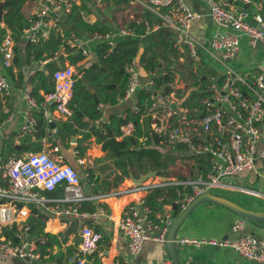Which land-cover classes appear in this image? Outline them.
I'll list each match as a JSON object with an SVG mask.
<instances>
[{"label": "built area", "instance_id": "obj_1", "mask_svg": "<svg viewBox=\"0 0 264 264\" xmlns=\"http://www.w3.org/2000/svg\"><path fill=\"white\" fill-rule=\"evenodd\" d=\"M78 1L44 0L24 29L26 40L37 44L47 39L51 30L58 27V18L53 15L54 11L68 14ZM137 1L141 4L146 1L148 6L157 8L153 13L161 22L156 24V28L162 25L173 28V43L181 63L187 65L191 60L206 58L216 72L208 78L206 94L196 98L193 97L197 94L196 89L189 87L186 79L177 73L174 80L167 84L169 90L165 89L166 86H160L158 90L153 89L150 92L151 105L146 116L149 117L151 130L164 143H188L193 153L209 156L211 165L204 173L161 176L133 183L124 190L123 194H143L138 200L141 211L136 205H129L116 220L117 228L127 239V249L132 255L139 254L148 241L165 242L167 229L176 215L173 203L179 208V213L197 196L224 186L226 178L254 168L260 137L258 124L264 118V71L252 77L239 73L224 62L232 60L242 36H246L252 45L257 42L264 43V14L260 3L252 2L255 10L249 12L236 3H251V0H203L213 29L206 42L202 43L190 33L192 25L198 21L200 15L193 12L185 0ZM163 7H169V11H162L160 8ZM2 25L0 22V27ZM117 35L130 37L134 35V31L128 26H121ZM96 36L105 39L110 47L114 46L110 33H97ZM13 46L14 41L10 34L0 37V54L4 68L12 65ZM74 52L85 61L95 55L88 41L71 33L51 58L38 63L54 61L61 55L67 56ZM218 53H221V57ZM216 63H221L222 67L218 68ZM33 72L34 69L31 74ZM124 72L126 86L119 101H130L131 110L136 112L137 92L143 88L151 89L152 75L146 72L148 80L142 82L137 58L124 65ZM75 75L74 67L69 63L60 65L51 74L53 89L44 96V102H53L55 111L61 116L70 117L72 114L69 105L73 97ZM10 88L11 83L0 71V93L7 94ZM192 91L195 94L192 95ZM23 96L29 110L36 107L37 100L32 95L29 81L24 84ZM121 117L125 120L126 113ZM36 126L37 120L29 111L19 133H30L36 130ZM133 130L132 120H127L120 126L122 136L132 134ZM54 138V133L47 132L44 140ZM49 148L28 153L23 157H9L0 164V260L20 258L25 264H39L41 253L37 251L36 243L28 232L29 226L24 224L25 220H20L22 205L35 203L56 216L79 219L82 224L81 241L71 261L72 264H92L86 261V255L97 247L102 234L84 223L85 220H95L100 215H105L106 209L101 207L99 211H85L80 210L79 206L84 201L109 198L114 192L86 195L81 186L79 171L63 160L59 154V145L49 143ZM49 151L57 155L52 157ZM77 153H73L76 162L84 164L82 158L76 157ZM59 187L62 188V195L59 197L49 198L42 193ZM158 188H177L179 194L175 199L158 197L160 207L153 210L146 204V197ZM251 193L264 196V187L251 190ZM243 227L244 220L239 219L232 224L231 230L238 232ZM4 228L11 230L9 236L4 233ZM175 244L177 248H198L208 244L230 249L245 261L264 264V236L258 237L250 233L219 239L184 236L177 237Z\"/></svg>", "mask_w": 264, "mask_h": 264}, {"label": "crops", "instance_id": "obj_2", "mask_svg": "<svg viewBox=\"0 0 264 264\" xmlns=\"http://www.w3.org/2000/svg\"><path fill=\"white\" fill-rule=\"evenodd\" d=\"M254 1L260 3L264 14V0H251V3H243L239 1L236 3V5L248 9L249 12H254L255 8L252 3ZM185 2L193 12L200 15L198 21L192 25L190 33L195 36L200 42L205 43L213 29V25L207 15L205 2L203 0H185ZM43 3L44 0H26L21 9L23 18L25 20H30ZM73 8L75 11L72 12ZM160 9L162 10L163 8ZM146 10L154 12V10H157V8L148 6L146 4V1L141 4L137 0H79L78 3L72 7L70 13L68 14H62L61 11L58 10L54 11L53 15L58 18V27L51 34H63L64 32H66L69 36V34L75 33L81 40L88 41L89 46L94 51H96L97 44L106 40L99 39L96 36L97 33H102L100 32V30H86L84 26H82L83 23H99L103 27H106L108 29L106 32L110 33V39L114 41L115 45L116 41L119 38L123 37L121 35H117L118 28H120L121 26H127L130 20L139 18L140 15H143ZM250 23L254 24L253 21H250ZM161 27L173 32V28L170 26L162 25ZM156 29L158 28H156L155 25L153 31ZM148 32L149 31H147L145 35L140 37L141 46H144L147 42L150 33ZM27 42L26 32L24 30V38L22 40L21 47L23 48L24 44ZM61 56L57 60H54L52 62H56L58 66L64 65L65 63L70 64L68 57L63 56L66 58H63L62 60ZM95 59L96 57L94 55L90 60L85 61L81 59L80 61L84 62V65L82 66L86 67L92 60ZM231 61L250 69L251 73L247 72V75L249 76L253 77L256 74L263 72L264 43L257 42L256 44L252 45L246 36H242L240 39V45ZM48 62L49 61L43 64L32 63L30 65H23L21 70L23 77L21 80H19L16 73V68H13V70L11 71V73L13 74V76H11V73L2 66V56L0 54V71L11 83L10 92H8L7 94L0 93V164L3 163L2 154L6 153H3V146L5 144H10L15 149L19 150L23 149L26 145L29 146L30 143L24 141V139L28 138L27 136H31L30 140H34L33 134L36 130L25 134L19 133L21 126L26 122L27 114L29 111L32 114L39 110H43V114L49 123L46 128V134L47 132L57 134V128L59 127L60 122L71 118V116L73 115L72 113L70 117L61 116L55 111L53 102L49 101L47 105H45L43 101L41 105L37 104L36 107L30 108V110L27 106V103L23 96L24 84L28 81L32 69L44 70ZM140 72L142 82L145 83L148 80L149 76L141 68ZM80 76V74L75 76V81L77 77ZM31 86L32 95L35 97V95L33 94V85L31 84ZM90 90L92 91V89ZM39 94L43 95L44 97L47 93L45 94L43 90L40 89ZM127 107L131 108V102L127 100L118 101L114 105L99 104L101 116L98 119L93 120L92 122L89 121V123L91 125L100 126L105 122H108L112 116L121 117L122 114H125V109ZM51 123L53 125H51ZM258 126L260 129V137L256 149L254 168L252 170L244 171L235 176L226 178L224 180V186L215 188L212 192L227 197L240 204L241 206L246 207L247 209L264 212V196H258L251 193V190H259L264 187V118L258 124ZM45 137L46 135L42 138L43 149L48 150L50 149L49 143L53 144L56 136L54 139H49L47 141L44 140ZM73 137L75 141H72ZM120 137L123 136L121 135ZM120 137H117V139H119ZM78 139L82 140L79 145L81 147H85L82 157V159L84 160V164H82L83 168L88 166L95 170L93 182H89L87 178H85L84 181L81 177V186L83 192L86 195L91 196H96L98 194L107 192H114V195L110 196L109 198L101 197L81 203L85 211L91 209L92 207L94 208V211H99L101 207L106 209L105 215H100L95 220H85L84 224L89 225L90 227H92V229L99 231L102 234V239L98 242L97 247L86 255V261L92 264H169L170 260L168 259L167 253L165 251L164 243L161 242L148 241L144 244V247L139 254H130L127 249V239L120 233L116 225V220L120 216L123 209L127 206L136 205L141 211V206H139L138 200L139 197L143 194H123V192L127 188L131 187L133 183H135L132 181L130 174L132 175V177L138 178L141 174H146L147 172L134 174L129 171L128 176L124 177V179L117 185L115 189H112L111 191L109 190L106 192H101L102 178L111 171V168H108L109 161L106 160L101 164L105 165L104 163H106L103 172L97 170L100 164H96L94 160L96 158L103 157L105 155V152L101 149L100 143L96 142L94 136H90L85 139L81 134L71 136V146L63 147L61 144H59V154L63 157L64 161L74 165L73 163L76 162V158H74L73 153L74 151H78V149L75 148ZM31 152L23 150L21 154L12 153L8 157H13L14 155H17V157H23ZM49 154L52 157L57 155V153L52 151H49ZM176 172L180 174L179 176H191L192 174H194V169L189 168V170L185 171L184 167L178 166ZM84 175L86 176V174ZM97 176L98 178L95 182ZM161 176L165 175L156 174L154 177L149 179H157ZM61 195L62 188L59 187L58 189L51 192V197L49 198H56ZM212 205L213 204L211 203H203L197 206L178 228L176 238L189 236L196 238L219 239L226 236L237 237L245 233H250L258 237L264 236V221L246 219L222 206L218 205L219 208H213ZM22 206L23 207L21 210L20 219L21 221L27 219V217L31 214V210L32 208H34V206H37L40 209V212L47 216V219H45L44 222V231L57 235L61 241L60 249H58V247L55 245L53 246V253L60 250L61 252L65 253V256H67V248H70L75 252L77 251L78 245L81 241L82 228V224L80 223L78 218L56 216L55 214L48 212L35 203L25 204ZM239 219L244 220V227L241 231L234 232L231 230V226L235 221ZM155 232H157V230ZM60 234H63L65 236V240H62ZM32 239L35 238L32 237ZM178 251L180 253V256H184V259L182 261L185 263L258 264L245 261L236 252L230 249L217 248L208 244L198 248L179 247ZM65 256L63 258L64 261L61 264H72L71 259L68 262H65ZM0 264L25 263L24 260L20 258H12L9 260H0Z\"/></svg>", "mask_w": 264, "mask_h": 264}, {"label": "trees", "instance_id": "obj_3", "mask_svg": "<svg viewBox=\"0 0 264 264\" xmlns=\"http://www.w3.org/2000/svg\"><path fill=\"white\" fill-rule=\"evenodd\" d=\"M3 3V19L0 27V37L5 34H10L14 41L12 65L8 68L11 73L13 68H16L19 80L22 79L21 72L23 65H30L46 60L60 49L68 35L50 34L45 40H41L37 44L25 43L21 47L24 38V29L30 23V20L23 18L21 9L26 0H0ZM75 11L74 8L72 12ZM162 11H169V7H163ZM161 22L153 12L146 10L139 18L130 20L127 24L134 31V35L130 37L119 38L113 47H110L108 42H99L95 51V60H92L88 66L78 67L75 71L77 77L73 85V97L70 102V109L73 111L71 118L60 122L57 128L56 138L53 144H61L63 147H70L71 136L82 135L88 138L94 136L96 142L100 143L101 149L105 155L96 158V164H100L97 170L103 172L105 165H101L106 160L109 161L108 172L102 178L101 192L111 191L128 176L131 171L134 174L148 171H156L158 175H177L176 169L178 166L194 169V173H204L209 170L211 159L205 154L197 155L189 149V144L184 141L162 142L161 138L156 135L150 128L149 117L146 112L151 105L150 92L153 89L167 86L174 80L175 73L186 79V84L189 87H194L197 94L193 97L206 94V86L210 75L215 74V68L206 61V58H201L197 61H189L187 65L181 63L178 58V53L173 43V32L160 27L153 31L156 24ZM86 30H100L102 34H107V28L99 23L82 24ZM149 31V38L144 46H141L140 37ZM67 35V36H66ZM65 38V39H64ZM22 49V50H21ZM22 53V54H21ZM70 64L75 65L82 56L74 53L68 54ZM61 56V59L66 58ZM133 58H137L140 68L152 75L153 86L151 89H141L136 95V112L131 111L130 107L125 109L126 119L122 117L112 116L108 122L100 126L91 125L89 121L98 119L101 116L99 104H116L123 97L126 79L124 65L130 62ZM56 62L50 60L44 70H34L29 76L28 81L33 85V94L37 99V104L41 105L44 101L43 95L39 94L42 89L46 94L53 89L51 81L52 72L58 68ZM185 72V73H184ZM13 76V74H10ZM92 89V91L90 90ZM45 105L48 102H44ZM52 106V105H51ZM54 106V104H53ZM32 115L37 120L36 131L34 132V140H30L31 136L24 139L29 142V146H24L23 149H15L10 144H5L3 147V161H6L12 153L21 154L23 150L37 152L43 149L42 138L46 135L48 120L43 114V110H39ZM127 120H132L134 130L132 134L121 136L120 126ZM117 137H120L117 139ZM81 139L77 141L75 148L78 149L76 157L82 158L85 147H81ZM12 157V156H11ZM13 157H17L14 155ZM95 170L86 166L82 172L86 174L89 182H93ZM113 174V175H112ZM58 189V188H57ZM53 192V191H51ZM51 192H43L47 197H51ZM179 194L177 188H158L152 190L146 197V204L156 210L160 207L157 198L164 196L165 198L175 199ZM80 210H85L82 205ZM179 208H176L174 213H178ZM86 211H94V208ZM47 216L40 212L37 206L31 210V214L27 217L24 224L29 226V234L34 237L37 246V251L41 253L39 264H61L64 260L65 253L60 250L52 252L53 246L61 247V241L55 234L44 231V222ZM258 222V221H254ZM6 235H10L8 228L3 229ZM65 234V233H63ZM60 234L62 240L65 236ZM75 255V251L67 248V256L65 262H68ZM184 264H193L185 263Z\"/></svg>", "mask_w": 264, "mask_h": 264}, {"label": "water", "instance_id": "obj_4", "mask_svg": "<svg viewBox=\"0 0 264 264\" xmlns=\"http://www.w3.org/2000/svg\"><path fill=\"white\" fill-rule=\"evenodd\" d=\"M3 3L0 1V22H2L3 19ZM54 30H51V33H53ZM195 94V91H192V95ZM51 125H53L51 123ZM72 141L74 140V137L72 138ZM80 176H82V171H79ZM156 171H148L146 174H141L138 178L132 177L131 179L135 183H141L149 178H152L156 175ZM98 176L95 179V182L97 181ZM203 203H211V204H216L219 206H222L231 212L246 218V219H251V220H262L264 221V212L260 211H255L251 209H247L246 207L241 206L240 204L234 202L233 200L215 194L213 192L209 193H204L196 198H194L188 205L187 207L179 212L178 214L175 215L173 221L169 225L166 235H165V242H164V248L167 253L168 259L170 260L171 264H184L180 257V253L178 251V248L175 244V239L177 235L178 228L182 224V222L187 218V216L190 215V213L200 204ZM173 209H176V204L173 203ZM227 237V236H226ZM224 237V238H226ZM15 241H17L16 238H14ZM72 263V261H71Z\"/></svg>", "mask_w": 264, "mask_h": 264}, {"label": "rangeland", "instance_id": "obj_5", "mask_svg": "<svg viewBox=\"0 0 264 264\" xmlns=\"http://www.w3.org/2000/svg\"><path fill=\"white\" fill-rule=\"evenodd\" d=\"M218 56H220L221 57V53H218ZM224 62L226 63V64H228L231 68H233V69H235V70H237L239 73H241V74H248L247 72H250L251 73V71H250V69H248V68H246V67H244V66H241V65H239L238 63H235V62H233V61H231V60H224ZM87 63V62H86ZM80 65H84V62H78L77 64H75V65H73V67H74V70L75 71H77L78 70V67H80ZM216 66L218 67V68H221L222 67V64L221 63H216ZM185 73V72H184ZM178 74V73H177ZM180 79V78H179ZM156 90H158V88L156 89ZM72 158V157H71ZM73 159V158H72ZM74 162V161H73ZM74 164V166L76 167V169L78 170V171H82L83 170V166L82 165H80V164H78L77 162H74L73 163ZM82 179L85 181V178H86V176L84 175V173L82 172ZM213 206V208H219L218 207V205H212ZM181 257V259L183 260L184 259V256H180Z\"/></svg>", "mask_w": 264, "mask_h": 264}]
</instances>
